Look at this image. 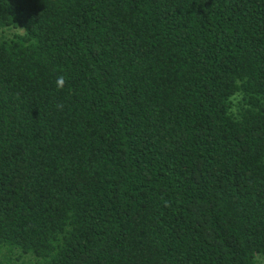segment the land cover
Segmentation results:
<instances>
[{
	"label": "trees",
	"instance_id": "16d2710c",
	"mask_svg": "<svg viewBox=\"0 0 264 264\" xmlns=\"http://www.w3.org/2000/svg\"><path fill=\"white\" fill-rule=\"evenodd\" d=\"M260 256L264 0H0V264Z\"/></svg>",
	"mask_w": 264,
	"mask_h": 264
},
{
	"label": "clouds",
	"instance_id": "9594fccd",
	"mask_svg": "<svg viewBox=\"0 0 264 264\" xmlns=\"http://www.w3.org/2000/svg\"><path fill=\"white\" fill-rule=\"evenodd\" d=\"M64 82H65L64 77L63 76L59 77L56 81L57 87H63Z\"/></svg>",
	"mask_w": 264,
	"mask_h": 264
},
{
	"label": "rangeland",
	"instance_id": "374dc122",
	"mask_svg": "<svg viewBox=\"0 0 264 264\" xmlns=\"http://www.w3.org/2000/svg\"><path fill=\"white\" fill-rule=\"evenodd\" d=\"M258 264H264V256L258 257Z\"/></svg>",
	"mask_w": 264,
	"mask_h": 264
}]
</instances>
